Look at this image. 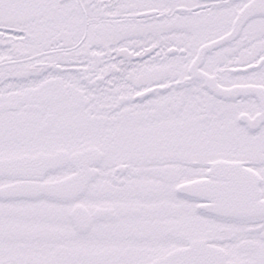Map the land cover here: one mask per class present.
<instances>
[{
	"label": "snow or ice",
	"instance_id": "1",
	"mask_svg": "<svg viewBox=\"0 0 264 264\" xmlns=\"http://www.w3.org/2000/svg\"><path fill=\"white\" fill-rule=\"evenodd\" d=\"M0 264H264V0H0Z\"/></svg>",
	"mask_w": 264,
	"mask_h": 264
}]
</instances>
